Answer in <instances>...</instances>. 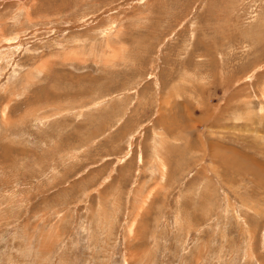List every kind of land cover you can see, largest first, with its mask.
I'll return each instance as SVG.
<instances>
[{"label": "rangeland", "instance_id": "rangeland-1", "mask_svg": "<svg viewBox=\"0 0 264 264\" xmlns=\"http://www.w3.org/2000/svg\"><path fill=\"white\" fill-rule=\"evenodd\" d=\"M0 264H264V0H0Z\"/></svg>", "mask_w": 264, "mask_h": 264}]
</instances>
